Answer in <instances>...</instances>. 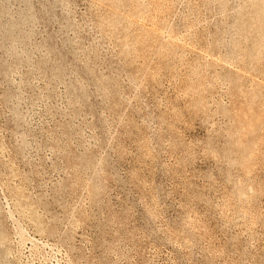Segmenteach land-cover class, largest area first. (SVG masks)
I'll use <instances>...</instances> for the list:
<instances>
[{
    "label": "rangeland",
    "instance_id": "1",
    "mask_svg": "<svg viewBox=\"0 0 264 264\" xmlns=\"http://www.w3.org/2000/svg\"><path fill=\"white\" fill-rule=\"evenodd\" d=\"M0 264H264V0H0Z\"/></svg>",
    "mask_w": 264,
    "mask_h": 264
},
{
    "label": "bare ground",
    "instance_id": "2",
    "mask_svg": "<svg viewBox=\"0 0 264 264\" xmlns=\"http://www.w3.org/2000/svg\"><path fill=\"white\" fill-rule=\"evenodd\" d=\"M82 160V159H81ZM85 165V164H84ZM24 208V207H23ZM194 230V229H193ZM198 233V232H197Z\"/></svg>",
    "mask_w": 264,
    "mask_h": 264
}]
</instances>
